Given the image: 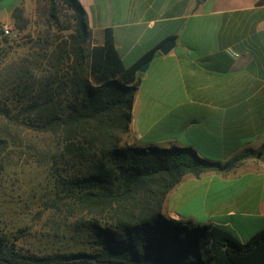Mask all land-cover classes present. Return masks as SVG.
Wrapping results in <instances>:
<instances>
[{
  "label": "trees",
  "instance_id": "1",
  "mask_svg": "<svg viewBox=\"0 0 264 264\" xmlns=\"http://www.w3.org/2000/svg\"><path fill=\"white\" fill-rule=\"evenodd\" d=\"M49 1L59 23V0ZM64 1L73 25L64 34L38 36L20 65L10 63L0 82V115L50 135L64 182L50 207L77 232L62 234L76 249L23 251L18 235L8 239L0 231V264H264V227L242 242L223 225L162 212L164 196L185 175L228 173L251 151L219 160L187 146L129 143L140 68L163 43L126 66L113 29L97 41L81 3ZM11 15L25 29L23 9ZM6 148L0 139V170Z\"/></svg>",
  "mask_w": 264,
  "mask_h": 264
},
{
  "label": "crops",
  "instance_id": "2",
  "mask_svg": "<svg viewBox=\"0 0 264 264\" xmlns=\"http://www.w3.org/2000/svg\"><path fill=\"white\" fill-rule=\"evenodd\" d=\"M20 1L0 0V15L6 14L0 22H11L12 10ZM78 1L97 41L103 40L106 27L113 29L126 66L163 43L147 69L140 71L129 143L156 144L144 138L146 129L155 123L176 135L167 138L163 147L189 145L199 154L219 160L251 151L228 173L185 175L173 188L197 182L209 192L217 183L252 173V194L243 197V205L251 199L254 204L240 211L257 221L256 228L242 240L247 241L264 227V0ZM171 38H175V46L162 53L161 47ZM171 191L165 195L167 201ZM166 207L163 201V213ZM219 209L207 211L204 215L209 217L204 221L192 211H175L169 206L167 212L171 219L228 228V221L212 217L219 213L228 217L236 211Z\"/></svg>",
  "mask_w": 264,
  "mask_h": 264
},
{
  "label": "rangeland",
  "instance_id": "3",
  "mask_svg": "<svg viewBox=\"0 0 264 264\" xmlns=\"http://www.w3.org/2000/svg\"><path fill=\"white\" fill-rule=\"evenodd\" d=\"M17 6L23 9L25 29L19 28L12 15L11 22H0L10 28L8 34L0 32V82L10 63L14 61L20 65L22 57L34 51L38 36L46 33L64 34L66 30L63 28L74 23L73 11L64 0L58 1L59 23L50 16L49 0H21ZM0 18H6V14L2 13ZM4 97L0 94V101H5ZM153 124L146 129L144 138L156 143L154 145L163 147L166 146L163 144L167 138H176L173 130ZM140 132H143L142 128ZM0 139L7 142L0 170V231L8 239L18 235L19 238L14 241L23 251L46 253L76 249L73 241L67 239L77 232L73 227L65 226L64 220L52 212L56 211L55 208L50 207L55 190L64 185L62 180H58L56 166L53 164L55 145L50 135L24 124L11 123L0 115ZM138 141V145H146ZM253 176L248 172L244 178L217 183L209 192L201 183L194 182L188 187L187 182L171 191L169 201L164 196L163 201L168 206L164 214L170 218L167 212L170 206L175 211H192L199 220L204 221L209 217L204 214L218 206V211L232 209L236 213L228 217L224 216L225 213L214 214L212 219L228 221V228L242 241L248 238L249 232L257 224L255 218L244 217L240 212L254 204L251 199L243 205V197L252 194L250 181ZM63 231L69 235L67 239L62 237Z\"/></svg>",
  "mask_w": 264,
  "mask_h": 264
},
{
  "label": "water",
  "instance_id": "4",
  "mask_svg": "<svg viewBox=\"0 0 264 264\" xmlns=\"http://www.w3.org/2000/svg\"><path fill=\"white\" fill-rule=\"evenodd\" d=\"M176 44L175 38L169 39L162 47H161V52L166 54L168 53ZM149 63H146L144 66L140 68V71H145L148 67ZM54 264H59V263H54Z\"/></svg>",
  "mask_w": 264,
  "mask_h": 264
},
{
  "label": "built area",
  "instance_id": "5",
  "mask_svg": "<svg viewBox=\"0 0 264 264\" xmlns=\"http://www.w3.org/2000/svg\"><path fill=\"white\" fill-rule=\"evenodd\" d=\"M0 32L3 34H8L10 33V28L8 25L5 24H0Z\"/></svg>",
  "mask_w": 264,
  "mask_h": 264
}]
</instances>
